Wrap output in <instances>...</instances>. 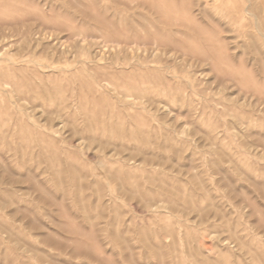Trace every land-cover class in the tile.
<instances>
[{
    "label": "rangeland",
    "instance_id": "obj_1",
    "mask_svg": "<svg viewBox=\"0 0 264 264\" xmlns=\"http://www.w3.org/2000/svg\"><path fill=\"white\" fill-rule=\"evenodd\" d=\"M0 264H264V0H0Z\"/></svg>",
    "mask_w": 264,
    "mask_h": 264
},
{
    "label": "bare ground",
    "instance_id": "obj_2",
    "mask_svg": "<svg viewBox=\"0 0 264 264\" xmlns=\"http://www.w3.org/2000/svg\"><path fill=\"white\" fill-rule=\"evenodd\" d=\"M166 3V2H165ZM164 4V3H163ZM167 4V3H166ZM165 6V5H164ZM170 6V5H169ZM173 8H175V7H173ZM171 9V8H170ZM160 13V12H159ZM173 13H174V11H173ZM162 17V16H161ZM166 18V17H165ZM164 20V19H163ZM167 23V22H166ZM190 26V25H189ZM122 35V34H121ZM121 46V45H120ZM154 47V46H153ZM153 50V49H152ZM163 50V49H162Z\"/></svg>",
    "mask_w": 264,
    "mask_h": 264
}]
</instances>
